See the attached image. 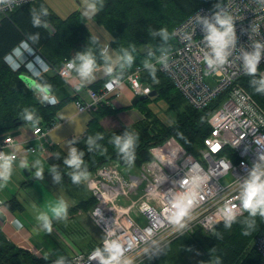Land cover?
Returning <instances> with one entry per match:
<instances>
[{
	"label": "built area",
	"instance_id": "1",
	"mask_svg": "<svg viewBox=\"0 0 264 264\" xmlns=\"http://www.w3.org/2000/svg\"><path fill=\"white\" fill-rule=\"evenodd\" d=\"M36 1L0 0V18ZM213 30L228 32L222 60H217L208 39ZM173 36L179 47L163 52L151 67L165 74L194 109L212 107L210 133L200 151L202 161L171 137L150 148L153 159L141 165L139 174L131 173L132 165L119 161L100 164L84 180L97 200L90 219L103 234L102 247L54 259L34 245L28 251L43 260L41 264H103L115 254L113 244L120 247L121 255L112 264H140L183 235L198 230L212 233L218 224L244 215L247 186L254 180L264 184V109L238 83L252 72L250 60L264 80V0H226L215 10L201 8L180 23ZM35 59L23 64V74L38 81L52 68L40 59L41 66L37 65ZM75 68L72 61H66L57 73L69 84L76 76ZM141 72L138 67L123 80L110 78L98 91L82 83L72 85L78 112L110 106L111 97L122 86H128L135 97L150 95L153 89L141 81ZM208 77L215 79L214 87L206 83ZM37 95L46 105L53 104L44 92ZM56 128L57 124L35 127L31 135L40 144L28 142L24 150L47 155L45 145ZM15 144L13 135L3 138L0 163L19 157ZM175 204L184 209L182 217ZM255 247L264 257V231Z\"/></svg>",
	"mask_w": 264,
	"mask_h": 264
},
{
	"label": "trees",
	"instance_id": "2",
	"mask_svg": "<svg viewBox=\"0 0 264 264\" xmlns=\"http://www.w3.org/2000/svg\"><path fill=\"white\" fill-rule=\"evenodd\" d=\"M91 1L97 7L96 20L110 33L112 47L118 54L121 64L133 57V54L141 55L139 49L143 46L163 42L171 43L173 45L171 48L179 46L173 36L174 29L201 7L216 9L225 0H216L212 6L208 5L213 0ZM48 27L52 28V32ZM23 43L41 51L52 63L55 76L45 85L62 84L64 80L56 71L66 61L75 62L76 74L81 73L83 64L88 61H91V69L108 64V59L102 53L99 44L88 32L85 18L78 13H74L66 20L61 19L48 9L43 0H37L1 18L0 133L25 126L26 123L32 122L31 119L35 120L48 109L42 106V99L38 98L36 89L29 88L20 80L19 77L25 71V67H20L16 72L10 71L12 68L7 58ZM161 53L156 60L147 65H138L126 75L141 67L143 83L158 79L159 83L152 86L154 91H157L158 95L169 91L167 96L169 104L174 108L183 109L177 121L170 127H159L157 120H150L149 123L139 122L133 126H121L114 131H106L103 128L97 131L90 129L84 140L78 143L79 147L75 152V156L80 161L79 166L67 163L72 160L73 155L48 159V162L56 168L55 174L59 180L67 185H75L78 180H74V177H85L100 164L111 160L139 167L153 159L150 153L151 147L164 143L170 137H174L192 154H195L198 147L204 146V141L210 133L208 118L212 107L204 110L192 108L171 80L157 67L150 66L158 60ZM154 71L158 73L155 74ZM260 71L248 74L239 82L264 108V84ZM117 75L126 76L120 75V72ZM90 87L93 90L99 88L97 85ZM102 110L109 108L100 107L98 113ZM52 122L50 121L49 124ZM8 136L9 134H6L4 138ZM129 141L131 143L128 149L122 151L124 144ZM81 201L79 207L86 208L93 203L92 200ZM262 213H264L262 208H257L255 212L246 209L244 215L218 224L212 234L198 230L192 235H183L140 264H169L171 259L177 261L185 252L197 249L199 246L212 255L213 264H264V257L254 246V239L264 230ZM41 263L43 260L36 259L28 250L9 241L0 231V264Z\"/></svg>",
	"mask_w": 264,
	"mask_h": 264
},
{
	"label": "crops",
	"instance_id": "3",
	"mask_svg": "<svg viewBox=\"0 0 264 264\" xmlns=\"http://www.w3.org/2000/svg\"><path fill=\"white\" fill-rule=\"evenodd\" d=\"M225 1H223L220 5H222ZM212 10H215V9H212ZM98 25L105 32L107 36L108 44H103L102 42H100L99 39L94 35V33L90 31V27L87 24H86V27L88 29V32L95 38V40L99 44L102 50V53L107 57L108 64L106 66H101V67L90 69V71L86 75H82L81 73H77V74L75 73L76 76L70 81L69 84H67L65 81H62L61 85H54L52 83H48L47 85H45L48 80L54 78L55 76L54 68L52 67V63L44 56V54L41 51L35 50L33 57H36L37 59L42 60L47 65H50V67L52 68V70L49 73L45 74V76L42 79H39L37 81L39 89H36V88L35 89L37 91V94H39L40 92H44L46 95L51 96V98H53L52 100L53 104L46 105L45 101L38 96V98L42 99L41 101L43 104L42 106L48 107V109L43 111L44 113L42 115L38 116L35 120L31 119L32 122L26 123V125L23 127H19L17 129H13L10 131L0 133V143L6 134L13 135L15 137L16 144L14 146V150H17V152L19 153V157L17 159L6 160L9 162L7 178L5 179L3 175H0V199L3 202V204L0 205V231L5 235V237L9 241H11L12 243H14L15 245H17L18 247L22 249L28 250L29 248H32L34 247V245H36L39 249L43 251V253L48 258H54V259L61 258L62 259V258H66L67 255L55 256V257H58V258H55L54 256H52L54 252H51L46 247L45 242L44 241L42 242V239L38 237V235L40 234L45 236L44 233L46 229H48L50 223H46V221L42 222L40 219H38L37 217L40 215H39V212L35 208H33L31 211H29L28 209L30 203L25 198L28 194V190H30V193H29L30 200H32L35 203L37 200L40 199L39 194L36 191H33V181L31 179L32 175L38 168L42 167L41 160L45 161L48 164V169L39 170L38 172L40 174L37 175V179L40 180L41 186L43 182L46 185H53L54 184L53 182L55 181L57 184V187L60 188L58 184L63 185L65 183L62 180H59L58 177L56 176L55 174L56 168L48 162L49 158H53L57 156L58 157L72 156L73 150H75V152L77 151V148L79 147L78 143L84 140L85 136L88 134L90 129H93V131H97L98 129L103 128L106 131H114L115 129H118L121 126H123L121 122H119L118 119L114 116L115 111L112 108V104H110V106H99L96 111L90 112L89 114L79 113L76 107V102L78 101V99L72 95V85L76 83H82L83 85L89 86V87L92 85H97L99 86L98 88L99 90L100 88H102V85L104 84V82L110 78L125 79L126 77L131 75L129 74L124 77L117 75L116 69L118 68L120 64V58L118 54L116 53V51L114 50V48L112 47V37L110 33L104 28V26H102L99 23ZM48 28L52 32V28L51 27H48ZM103 36L104 38H106L105 35ZM175 41L178 44L176 39ZM108 47L113 48L115 52V53L113 52V54H115L117 58V62H115V65L113 66L111 63V61H113L112 57L111 56L109 57V55L107 54ZM178 47L179 46H176L174 49H177ZM174 49L163 51V52L172 51ZM73 63L75 64V62ZM75 67H76V64H75ZM133 73L134 72H132V74ZM21 75H24V74H21ZM261 80H262V83L264 84V80L262 79V77H261ZM149 82H146L144 84L152 87L153 79H151ZM242 88L260 106V104L253 98V96L246 90V88H244L243 86ZM31 89H34V87H32ZM45 90L49 92L47 93ZM98 90L96 89L95 91H98ZM131 92L132 91L128 86H122L120 87L118 93L114 94L111 97V99L113 97L114 98L117 97V98H121L124 102H126L127 99H131V97L134 96L133 93ZM82 95L88 102H90V99L88 98V94L86 91H83ZM135 98H139V97H135ZM133 101H132V104L134 106H139V110H134V109L131 110L129 114L132 118L131 119L132 122L128 124V126H133L139 122L149 123L150 120L151 121L157 120V123H159V119L157 118L153 119V115L147 112L146 107L143 105V103H140L141 100L135 103H133ZM142 101H145V100H142ZM185 101L187 102L189 106H191L186 99ZM117 105H120V107L123 106V104L118 101H117ZM100 107H106V108H109V110H102L98 113ZM50 121H53V122L49 124ZM52 124H57V128L53 131V133L47 139L48 144H46L45 146L48 149V154L46 155L42 153H34V154L27 153L24 150V148L26 147L28 142H30L31 144L32 143L35 144V146H38L40 144L39 139L32 137L31 131L35 127L45 128L46 126L52 125ZM160 126L162 125H159V127ZM113 161H117V160H113ZM4 162H1L0 165H3ZM21 165H26V167H22ZM140 168L141 166L139 167L132 166L130 171L133 174H139ZM25 170L31 171L30 176H26L24 174ZM3 171L4 169L0 167V173H3ZM84 179H85L84 176L78 179V181L80 182L78 184L79 189L83 186H88ZM51 180L53 181L52 183H51ZM90 200H92L93 202L92 205L86 208L84 207V209L89 211V218H90V212L94 210L97 204V200L95 199L93 192H92V196L86 202H89ZM94 201H95V204H94ZM101 247H102V242L99 245V247L95 249H99ZM80 253H84V252H80Z\"/></svg>",
	"mask_w": 264,
	"mask_h": 264
},
{
	"label": "rangeland",
	"instance_id": "4",
	"mask_svg": "<svg viewBox=\"0 0 264 264\" xmlns=\"http://www.w3.org/2000/svg\"><path fill=\"white\" fill-rule=\"evenodd\" d=\"M43 1L47 5L48 9L61 19L66 20L74 13L82 15L86 20V24L90 27V31L94 33L100 42L103 44H108L105 32L101 29V27H99L95 19L97 7L91 0ZM215 1L216 0H213V2L208 6H212ZM202 5L206 6L205 4ZM103 35H105L106 38H104ZM172 46L173 45L171 43L167 44L165 42L159 43L157 45L143 46L139 49L141 55L133 54V57L121 62L120 66L116 69V73L120 72V75H126L138 65H147L151 61L156 60L158 55L164 49L167 50L170 48L171 50L176 47L175 46L174 48H171ZM34 51L35 50L29 44L23 43L7 58V61L12 68L10 71H19L20 67H23V64L34 56ZM107 51L109 57H112L113 61H111V63L113 66L115 65V62H117L116 55L113 54V48L108 47ZM154 73L156 74L158 72L154 71ZM251 73L252 72L249 74ZM247 75L240 77V79L247 77ZM205 81L212 87L216 85V81L213 77H208ZM158 83L159 81L156 79L152 82V86ZM238 83L242 87V83L239 81ZM168 95L169 91H164L155 97H150L145 101H140V103H143V105L146 107L147 112L153 115V119H159L158 124L166 127L173 125L177 121L178 115H180L183 111L182 108L177 109L169 104L167 101ZM134 98L135 96H132L131 99H127L129 102H124L121 98L117 97L112 98V108L115 111L114 116L119 122H121L123 126H128V124L132 122V118L129 114L131 110H139V106H134L132 104ZM117 101L122 103L123 106L120 107V105H117ZM202 149L203 147H198L195 151V154H193L201 161L202 154L200 151ZM41 162L42 167L38 168L31 177L33 181V191H36L39 194L40 199L35 203L30 200V190H28V194L25 197L30 203L28 208L29 211L35 208L40 215L37 218L42 222L46 221V223H50L49 227L51 231L48 230L49 227L46 229L44 233L46 237L42 234L38 235V237L42 239V242H45L46 247L51 252H54L55 255L51 253L54 257L67 255L68 257L66 256V258H70L72 255L78 254L80 252L88 253L95 248H98L103 240V235L101 231L90 221L89 211L84 209V207H79L82 199L85 201L89 200V198L92 196V190L89 188V186H83L79 189V181L75 185L58 184L60 187L58 188L56 182L51 180V183H54L53 185H46L43 182L41 186L40 180L37 179V173L39 170L48 169V164L42 160ZM61 206L64 208V211L60 215H55L53 209ZM257 236H259V234ZM256 238L254 239V246ZM251 247L252 243L250 245V248ZM169 264H213V259L212 255L209 254L207 250L199 246L197 249H192L189 252H185L181 259L177 261L171 259Z\"/></svg>",
	"mask_w": 264,
	"mask_h": 264
},
{
	"label": "clouds",
	"instance_id": "5",
	"mask_svg": "<svg viewBox=\"0 0 264 264\" xmlns=\"http://www.w3.org/2000/svg\"><path fill=\"white\" fill-rule=\"evenodd\" d=\"M229 31H231V30L229 29ZM227 35H228V32L219 33V32H216L215 30H213L212 35L210 37H208V39L211 41L212 45L215 48L217 60H222V58H223L222 53H223L224 47L226 46L225 37ZM35 63L37 65L41 66V64L37 60V58L35 59ZM207 63L209 65H211L212 61L208 60ZM249 66L251 68V71L255 72V61L254 60L249 61ZM90 69H91V61H88V62L83 64V66L81 68V74L86 75L90 71ZM130 143H131L130 141L128 143H125L123 148H122V151H126L128 149V147L130 146ZM67 163L79 166L80 161L75 156V150H73L72 160L68 161ZM21 166L26 167V165H21ZM0 167H2L4 169L3 173H0V175H3L6 179L8 169H9V162L5 161L3 165H0ZM39 174L40 173L38 172L37 175H39ZM78 179H79L78 177H74V180H78ZM256 179H259V178L257 177ZM184 183H187V181H184ZM189 203H191V201H189ZM173 206L180 209L178 212V217H182L185 214L184 209L181 208L180 204H175ZM244 207L246 209H252L253 212H255V210L257 208L264 209V184H258L254 180L252 183H250L247 186L246 196L244 199ZM63 211H64V208L62 206L53 209V212L55 215H60ZM262 214H264V213H262ZM48 230L51 231L50 227ZM111 251H114L115 254L112 255L108 260L103 261V264H112V262L116 261L118 259V257L121 255V249L118 245L113 244Z\"/></svg>",
	"mask_w": 264,
	"mask_h": 264
},
{
	"label": "water",
	"instance_id": "6",
	"mask_svg": "<svg viewBox=\"0 0 264 264\" xmlns=\"http://www.w3.org/2000/svg\"><path fill=\"white\" fill-rule=\"evenodd\" d=\"M20 80L21 81H23L26 85H28L29 87H34V88H36V89H39V86H38V84H37V81H35L34 79H30L29 77H26L25 75H20ZM47 93L49 92V91H47V90H45ZM157 95V92L156 91H153L150 95H144V96H141V97H139V98H135L134 99V101H133V103H135V102H137V101H139V100H146V99H148V98H150V97H154V96H156ZM30 170H25L24 171V174L26 175V176H30Z\"/></svg>",
	"mask_w": 264,
	"mask_h": 264
}]
</instances>
